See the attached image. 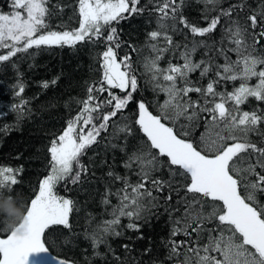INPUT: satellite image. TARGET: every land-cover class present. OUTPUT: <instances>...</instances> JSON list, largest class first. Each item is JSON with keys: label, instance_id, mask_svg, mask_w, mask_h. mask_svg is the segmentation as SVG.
<instances>
[{"label": "snow or ice", "instance_id": "6c2138e0", "mask_svg": "<svg viewBox=\"0 0 264 264\" xmlns=\"http://www.w3.org/2000/svg\"><path fill=\"white\" fill-rule=\"evenodd\" d=\"M204 2L211 6L210 10L219 7V0ZM78 3L79 27L66 31L49 29L48 0H10V11H0V50L7 49L0 51V64L42 45L72 47L102 37L107 42L100 55L102 79L98 85L88 87L82 108L50 142L49 171L40 180L23 219L13 228L6 227L5 218L0 221L4 225L0 228V264H75L48 254L46 233L54 226L70 230V217L78 211L73 199L57 194V185L81 181V173L87 169L80 158L98 142L101 133L110 128L114 129V136L134 133L126 118L122 125L116 124L114 118L123 117V110L132 101L138 87L137 76L129 55L118 59L117 29L110 27L106 36L103 29L145 9L140 6L141 0H78ZM183 3L184 0H162L155 11L161 21L174 22L168 26L172 31L178 23L193 36H208L216 31L223 17L232 18L235 14L236 19L230 20L226 29L230 46L217 51L218 56L223 55L224 63H214L211 57L194 62L193 53L202 43L197 41L191 48L184 46L180 53L182 64L169 63L167 68H161V54L168 49L156 43L151 45L157 54L146 59L144 67L151 73L155 87L167 98L159 114L149 111L143 101L138 103L133 123L146 139L127 156L124 167L136 171L139 179L132 183L127 177L108 172L113 180L122 181V187L116 193L109 189L103 203L110 204V196L114 194L119 205L114 208L112 219L88 238L97 247L105 235L119 236L116 226L121 217L140 219L146 207L156 206L158 197L153 193L167 190L164 199L172 201L175 193L176 204L180 206L175 210L182 213L174 220L172 236L183 234L190 238L173 240L169 258L182 257L180 264H264V204L258 198V194H264V110H240V105L249 98L264 104V5L243 17L239 13L247 7L245 3L219 8V14L205 16L207 26L200 27L179 13ZM164 28L161 23L158 30L149 32V40L162 39L167 46L178 48ZM229 53L236 58L232 59ZM197 70L202 78L212 75L206 86L189 80V74ZM222 81L239 84L230 92H219L217 86ZM43 87L47 88L48 83ZM23 92V84L18 85L17 95L22 96ZM191 93L199 94L204 102L194 101ZM229 102L233 107L227 106ZM201 113H207L211 119L205 122L200 141L185 139L190 136V129L196 127ZM181 121L187 123H181L177 130ZM250 134L259 135L260 141L250 139ZM164 168L167 178L155 175ZM21 171L0 166V197L13 196ZM127 227L139 230L135 222Z\"/></svg>", "mask_w": 264, "mask_h": 264}, {"label": "trees", "instance_id": "16d2710c", "mask_svg": "<svg viewBox=\"0 0 264 264\" xmlns=\"http://www.w3.org/2000/svg\"><path fill=\"white\" fill-rule=\"evenodd\" d=\"M161 2L162 0H141L140 6L144 7V12L120 20L119 23L112 22L103 29L105 36L110 27L117 29L120 42V47L116 50L118 59L129 55L137 76L138 87L133 93L132 101L123 110V117L118 115V118H114L115 123L120 125L126 118L134 133L127 137L122 133L114 136L113 128L101 133L97 138L98 142L86 149L80 158L87 169L81 173V181L77 184L65 181L57 185V194L73 199L78 211L70 217V230L54 226L46 233L45 240L50 253L74 261L75 264H180L182 257L169 258L171 242L190 239L183 234L172 236L174 220L179 219L182 213L175 210L180 207L176 204L175 193H172V201L164 199L167 190L153 193L158 197V202L155 207H146L140 219L132 221L126 216L121 217L120 224L116 226V231L121 233L119 236L105 235L103 242L97 247L88 238L91 232L112 219V212L119 205V198L114 194L110 196V204L103 203L109 189L116 193L122 187V181L113 180L108 172L127 177L132 183L139 179L136 171L124 167L127 156L146 139L133 123L138 113V103L143 101L149 111L159 114L160 106L167 98L155 87L151 73L144 67L146 59L157 54L151 50V45L156 43L158 47L168 49L161 54V68H167L169 63L182 64L180 53L185 50L184 46L191 48L197 41L202 43L193 53L194 62L207 61L211 57L214 63L223 64V55L218 56L217 51L221 47L230 46L226 29L230 26V20L236 19L235 14L232 18L223 17L213 33L199 37L193 36L178 23L174 24L176 30L172 31L168 27L174 23L171 19L161 21L160 14L155 11L156 5ZM241 3L247 5L239 13L243 17L250 10H259L264 5V0H219V7L214 11L210 10L211 6L206 5L204 0H184L179 13L191 23L205 27L208 22L205 16L210 18L219 14V8ZM9 4L10 0H0V11L9 12ZM48 7L50 30L66 31L79 27L78 0H48ZM161 23L178 48L167 46L162 39L149 40L148 33L158 30ZM106 46L107 42L103 37L98 41L81 42L72 47L42 45L40 48L29 49L27 53H18L17 57L0 64V166L22 169L20 182L14 186L13 196L0 197V221L6 216L9 207L23 206L26 211V206L38 190L40 180L49 171L50 142L82 108L81 101L87 98L88 87L98 85L102 79L100 55ZM0 51L6 52L7 49ZM229 55L232 59L236 58L233 53ZM188 78L193 83L206 86L212 75L202 78L197 70L190 73ZM45 82L48 83L47 88L43 87ZM20 84L24 86L22 96L17 95ZM238 84L239 81H222L217 89L219 92H230ZM112 91L124 95L118 89ZM103 95L106 97L107 93ZM190 96L194 101L204 102L197 93H191ZM22 101L26 103L22 104ZM227 106L233 107L231 102ZM240 110H264V104L249 98L240 105ZM210 119L207 113H201L196 127L190 129L191 134L185 139L198 143L205 132V122ZM181 123L186 124L187 121L179 122L177 130H180ZM250 139L260 141L257 134H250ZM161 159L166 160L164 157ZM155 175L167 178V168ZM258 198L264 204V194H258ZM131 222L139 225L138 231L127 227ZM3 227L0 223V228ZM124 245L128 246L127 249Z\"/></svg>", "mask_w": 264, "mask_h": 264}, {"label": "clouds", "instance_id": "9594fccd", "mask_svg": "<svg viewBox=\"0 0 264 264\" xmlns=\"http://www.w3.org/2000/svg\"><path fill=\"white\" fill-rule=\"evenodd\" d=\"M24 209L23 206L19 208H11L9 207L6 216L4 217L8 223L6 227L13 228L16 224L23 219Z\"/></svg>", "mask_w": 264, "mask_h": 264}, {"label": "rangeland", "instance_id": "374dc122", "mask_svg": "<svg viewBox=\"0 0 264 264\" xmlns=\"http://www.w3.org/2000/svg\"><path fill=\"white\" fill-rule=\"evenodd\" d=\"M49 255H51V256H53V257H56V258H58V259H63V258H61V257H59V256H56V255H54V254H52V253H48ZM69 261V260H68Z\"/></svg>", "mask_w": 264, "mask_h": 264}]
</instances>
